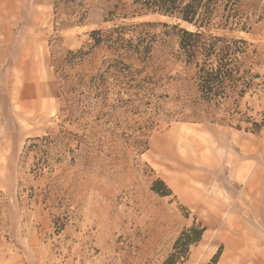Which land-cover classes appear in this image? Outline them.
I'll return each mask as SVG.
<instances>
[{"label": "rangeland", "instance_id": "rangeland-1", "mask_svg": "<svg viewBox=\"0 0 264 264\" xmlns=\"http://www.w3.org/2000/svg\"><path fill=\"white\" fill-rule=\"evenodd\" d=\"M258 1L254 30L229 36L252 44L247 64L264 76ZM131 4L0 0V264H264V127L253 131L264 89L217 109L199 103L172 36L139 77L154 84L126 89L111 77L99 99L93 80L115 57L92 31L176 23L123 18ZM80 49L81 62L69 55ZM200 225L181 256L177 241Z\"/></svg>", "mask_w": 264, "mask_h": 264}, {"label": "trees", "instance_id": "trees-1", "mask_svg": "<svg viewBox=\"0 0 264 264\" xmlns=\"http://www.w3.org/2000/svg\"><path fill=\"white\" fill-rule=\"evenodd\" d=\"M246 1L248 0H132L131 11L123 14V18L134 19L159 14L174 19L176 23H122L107 30L92 31L94 47H105L115 57L105 72L93 80V87L99 92L97 97L108 99L110 87L107 82L111 77L117 86L127 85L126 89L138 88L140 91L145 85L154 84L151 77H139L148 69L158 40L172 36L178 37L179 58L192 72L199 103L217 109L232 99L237 104L247 93L259 87L264 89V80L256 82V79H264V76L253 73L254 66L258 63L255 61L247 64L252 59V44L245 39L229 36L236 31L251 33L255 24L261 21L262 17L258 15L259 1L249 0L254 3L252 13L245 9ZM114 14L111 12V15ZM253 16L256 17L255 20L252 19ZM84 19L85 15L81 14L77 23L82 24ZM183 24L186 27H182ZM158 27L163 30L154 33ZM252 53L255 57L258 56L257 50ZM69 55L81 62L87 53L80 49L77 52L70 51ZM136 64L142 68L133 70ZM263 127L264 122L253 123L255 132ZM36 140L46 141L47 138ZM158 183L164 184L161 180ZM156 191L166 195L162 191ZM204 232L205 228L201 225L186 230L177 241L175 249L181 246L179 254L186 255L189 246L200 241Z\"/></svg>", "mask_w": 264, "mask_h": 264}]
</instances>
